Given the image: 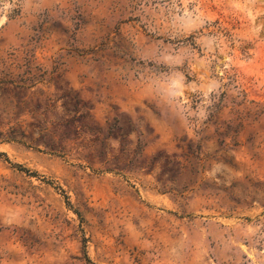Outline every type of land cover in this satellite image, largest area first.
I'll return each mask as SVG.
<instances>
[{
    "label": "rangeland",
    "instance_id": "374dc122",
    "mask_svg": "<svg viewBox=\"0 0 264 264\" xmlns=\"http://www.w3.org/2000/svg\"><path fill=\"white\" fill-rule=\"evenodd\" d=\"M0 264H264V0H0Z\"/></svg>",
    "mask_w": 264,
    "mask_h": 264
},
{
    "label": "trees",
    "instance_id": "16d2710c",
    "mask_svg": "<svg viewBox=\"0 0 264 264\" xmlns=\"http://www.w3.org/2000/svg\"><path fill=\"white\" fill-rule=\"evenodd\" d=\"M12 167L15 168L16 170L22 172V173H25L28 175L30 174V172L27 169L23 168L21 165L14 164V165H12Z\"/></svg>",
    "mask_w": 264,
    "mask_h": 264
}]
</instances>
